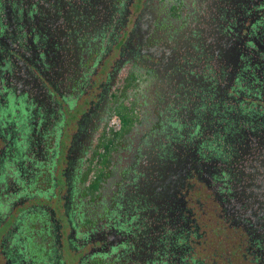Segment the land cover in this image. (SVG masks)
<instances>
[{
	"label": "flooded vegetation",
	"instance_id": "obj_1",
	"mask_svg": "<svg viewBox=\"0 0 264 264\" xmlns=\"http://www.w3.org/2000/svg\"><path fill=\"white\" fill-rule=\"evenodd\" d=\"M5 264H264V0H0Z\"/></svg>",
	"mask_w": 264,
	"mask_h": 264
},
{
	"label": "rangeland",
	"instance_id": "obj_2",
	"mask_svg": "<svg viewBox=\"0 0 264 264\" xmlns=\"http://www.w3.org/2000/svg\"><path fill=\"white\" fill-rule=\"evenodd\" d=\"M5 220H6V217H2L0 219V223L2 224L3 222H5ZM8 223L9 222H7L6 225H4L5 227H3L2 229H0V235H1L2 231L7 227ZM0 264H5V260H4V258H3V256L1 254H0Z\"/></svg>",
	"mask_w": 264,
	"mask_h": 264
}]
</instances>
